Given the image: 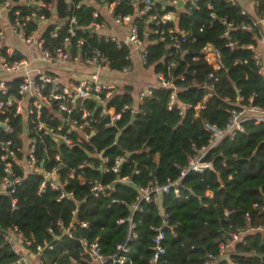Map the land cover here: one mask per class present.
Segmentation results:
<instances>
[{"label":"trees","instance_id":"obj_1","mask_svg":"<svg viewBox=\"0 0 264 264\" xmlns=\"http://www.w3.org/2000/svg\"><path fill=\"white\" fill-rule=\"evenodd\" d=\"M4 1L0 0V3ZM73 3H78V6L69 10L62 0H54L53 14L60 23L58 26L46 24L41 33L44 47L61 45L71 28L70 54L79 53L84 58L92 50H98L106 58L109 70L120 71L130 66V62L124 60L127 52L124 44L117 47L115 43L105 41L102 34L85 30L90 21L101 20V16L92 18L94 7L81 0H73ZM197 3L198 9L178 13L176 27L191 31L194 39L181 44L174 59L166 55L168 50L164 43L147 33L146 29H150L151 24L136 22L139 38L147 41L143 66L162 73L173 85L181 87L176 92V99L183 104L194 105L201 98L203 92L198 85L211 70L201 59L192 60L190 57L204 43L221 49L222 66L214 71L216 81L213 82L212 94L204 107L197 111V118L193 117L191 108L185 109L182 116H178L175 110H166L169 89L159 87L151 89V97L144 101L142 112L131 113L129 109L120 111L122 106L132 105L131 89L126 87L121 93L113 92L106 100V108L119 112V118L113 125H105L108 117H97L99 108L93 109L96 120L92 124L94 133L88 142L68 147L57 145L51 138L42 136L37 142L36 154L38 156L39 153L38 157H41L43 147L47 149V158L51 157L53 151L59 152L62 159L59 178L66 179L63 189L72 192V199L55 202L57 192L49 188L38 193L41 178L35 173L22 175L21 169L13 163L15 173L22 178L11 193H0V231L15 226L31 240L27 248L33 255L29 257L30 262L70 264L69 258H72L77 264H89L87 255L81 253L80 238L87 242L96 240L102 256H109L114 252L115 244L121 243L126 236L127 222L116 224L115 221L129 216L136 195L134 184L150 182L161 185L167 179H176L177 168L184 164L192 145L198 147L206 142L207 132L203 124L221 128L228 115L227 109L248 104L250 96L251 104L264 107V76L257 72L250 59V50L239 46L254 44L252 37L258 35V30L252 25V20L257 15L261 16L262 5L255 16H251L241 15L240 8L227 0H198ZM207 5H210L209 9ZM134 8L128 0H121L113 12L132 13ZM14 9L23 14L28 7L14 5L10 12ZM166 9L172 8L168 6ZM209 12H213L215 17L225 16L226 21L235 26L243 24L249 27L247 30L233 29L229 32L237 47L229 50L223 46V39L218 37L222 25L216 18H209ZM71 15L75 23L68 25ZM168 26H173V23L168 22L163 28ZM199 26H202L200 31ZM35 28V22H28L27 31ZM54 31L56 35L52 37L51 32ZM78 38L83 43L79 48H74ZM21 57L22 54L15 51L11 59ZM169 60H174V66L168 68ZM178 75H183V80L176 79ZM85 105L89 109L95 107L90 99L85 100ZM50 123L55 125L59 119L54 118ZM19 130L17 125L16 133ZM93 149L101 151L110 161L130 154L118 175H128L133 184L112 182L114 175L100 174L98 160L90 157ZM205 159L211 162L212 170L207 169L201 174L189 173L181 178L177 185L179 197H175L172 190L160 195V203L169 215L174 235L165 233L161 241L164 253L154 263L150 262L152 251L149 247L153 235L150 227L160 224V216L155 203H139L140 211L132 214L136 237L127 243L125 264H206L207 261L209 264H226L228 261L234 264H264V209H260V206H264V124L244 122L241 133L232 140L222 139ZM83 160L92 162V166L76 170V165ZM48 164L45 163V168H48ZM134 168L139 171L137 175L132 174ZM70 170L73 172L68 177ZM78 174L83 180L100 179L110 187L93 197L87 185L80 183ZM12 198L15 199L13 206ZM111 199L117 202L110 203ZM72 210H75L74 214H71ZM56 221L61 228L55 224ZM80 221H84L86 226L80 227ZM71 223L74 227L71 237H68L63 229ZM258 226L260 230L245 233L241 240L234 242L220 255L219 244L229 240L231 231ZM48 228H51V232L47 231ZM36 244L42 246L39 253L34 249ZM46 245H50V248H46ZM14 259L10 245L0 239V264H8ZM103 264L111 263L106 261Z\"/></svg>","mask_w":264,"mask_h":264},{"label":"built area","instance_id":"obj_2","mask_svg":"<svg viewBox=\"0 0 264 264\" xmlns=\"http://www.w3.org/2000/svg\"><path fill=\"white\" fill-rule=\"evenodd\" d=\"M67 8H76L78 3L74 4L73 0H62ZM96 8L92 12V18L101 16L100 21H90L88 31L99 34L102 30H111L118 28L121 31L119 34L103 33L105 41H110L119 47L124 44L127 47V52L124 55V60L130 62V57L133 53H138L141 64L144 65L146 58L145 46L146 40H142L138 35L136 22L142 24L149 23L152 25L150 29H146L147 33L154 35L158 41L164 43L166 55L174 59L181 44L193 41V34L189 30H183L176 27L178 14L174 9V4L177 1H182L180 12H188L189 9H198V0H128L130 4L135 6L132 13H114L115 6L121 0H93ZM54 0H5L0 3V193L9 194L13 191L14 186L21 180V176L15 173L13 163H15L22 171V175L27 173H35L41 179L38 184V193H42L46 188L54 190L57 195L54 199L59 202L62 199H72V192L63 189L66 184V179L59 178V168L61 157L59 152L53 151L51 157L47 158L46 148L41 150V157L36 154L37 142L42 136H47L57 145L74 146L83 142H88L91 133L93 134L92 124L95 122V108H99L97 117L106 116L108 121L105 125H113V122L119 118V112H115L112 108H106V100L111 96L112 89L110 86L99 83L97 81V70L99 67L106 66V58L100 54L98 50H92L89 55L84 58L79 53L70 54L65 46L69 44V37L73 35L71 28L68 29V34L62 40L61 45L54 48L44 47V40L41 33L50 20L56 26V19L53 14ZM232 5H237L240 8V14H247L235 0H227ZM14 5H23L28 7V10L21 14L18 9L10 12ZM254 13L260 5L263 7L261 16H255L252 20V25L258 30V35H253L254 44L242 45L240 47L250 50V59L256 66L259 74H263L264 64L262 62L260 47L264 46V30L260 27V21H264V0H252ZM172 9H166L165 7ZM108 13V21L104 19V14L100 9ZM210 8V5H207ZM53 14V15H52ZM52 15V16H50ZM50 16V17H49ZM209 18H216L222 25V30L218 37L223 39V46L230 49L237 47V43L233 41L229 32L233 29L247 30L249 27L243 24L233 25L227 22L225 16L215 17L213 12H209ZM33 21L36 28L27 31L28 22ZM168 22H172L173 26L163 28ZM75 23L74 17L71 15L68 18V25ZM202 26L198 27L200 31ZM56 32H51L54 37ZM19 41L27 50V53H21L12 44ZM83 43L82 39H76L74 48H79ZM3 49V52L1 51ZM18 51L22 54L21 58L11 59L12 54ZM192 60L201 59L211 70L208 71L204 79L198 85L203 94L194 105H187L179 102L176 99V92L181 90V87L172 84L171 80L165 79L162 73L153 72L155 85L144 88L136 97L135 104L131 106L124 105L120 111L129 109L131 113H140L143 111V103L151 97V89L154 87L168 88L169 93L166 101V110H175L178 116H182L185 109L193 110V117L197 118V111L204 107L209 97L212 94L213 82L216 81L214 74L222 64L223 55L221 49L213 46L210 43H204L200 46L197 53L190 57ZM53 62H69L83 63L84 65L95 68L93 73H90L87 78L80 79L72 84H66L60 80L55 74L37 67V63L51 64ZM242 62H245L242 60ZM174 66V60H169L168 68ZM130 66H126L121 71L126 72ZM183 80V75H178L176 79ZM90 99L95 103V107L89 109L85 105V100ZM252 96L248 98V104L237 108L231 107L227 109V118L221 128L214 125L203 124L207 132L206 142L198 147L192 145V150L186 154L185 161L182 166H178L177 178L174 180H166L164 184L157 185L150 182L144 185L134 184L136 195L134 202L131 203L130 213L126 219L119 218L115 221L116 224L127 222V233L121 243L114 246V252L107 257L102 256L96 240L87 242L85 239H78L81 253L86 254L89 258V264H103L109 261L111 264H125L127 261L126 253L128 252L127 243L136 237L134 232V223L132 222V214L135 211H140V202L155 203L158 215L160 216V224L151 226L153 235L150 238V250L152 256L150 262L154 263L159 255L164 253V248L161 241L165 237V233L174 235L173 226L169 222V215L164 211L160 203V195L172 190L175 197H179L177 185L181 178L189 173L201 174L205 170H212L211 162L206 160L209 152L215 148L222 139L232 140L234 137L243 131V123L252 121L255 124H264V107L251 104ZM97 102L100 105H97ZM43 116V119L41 118ZM17 117L18 120L13 121L12 118ZM54 118L59 119V123L53 125L50 123ZM20 127L16 133V126ZM32 132V133H31ZM98 160V169L100 174H112L114 178L112 182H119L124 185H132V181L128 175L119 176L121 166L126 162L127 155L118 156L113 160H109L103 156L101 151L97 152L93 149L90 154ZM43 163L40 166V160ZM45 163L48 168H45ZM92 166V162L83 160L76 165V170H82L85 166ZM73 170L67 172V176L72 175ZM138 170L134 168L132 174L137 175ZM77 178L80 183H85L88 187V192L91 196L97 197L104 193L105 189H109L108 184H104L100 179L83 180L78 174ZM208 196L209 192L206 193ZM110 203H115L117 200L111 199ZM15 203V199H11V206ZM252 206H255L253 204ZM264 209V206H260ZM75 210L71 211L74 214ZM246 218H248L246 214ZM61 228L60 223H55ZM80 227H85L84 221L78 222ZM74 226L72 223L68 228L63 229L66 236L71 237V230ZM165 228V229H164ZM256 228H235L228 234L229 240L224 244H219L220 255L225 253L227 247L232 246L234 242L241 240V237L252 230H260ZM51 232V228L47 229ZM0 239L10 245L11 252L15 259L8 264H28L29 257L33 256L28 246L31 245V240L27 239L15 226L7 227L0 231ZM50 248V245H46ZM36 253L42 249L40 244L34 246ZM70 264H77L75 260L69 258ZM209 264V261L206 262ZM226 264H234L227 262Z\"/></svg>","mask_w":264,"mask_h":264},{"label":"crops","instance_id":"obj_3","mask_svg":"<svg viewBox=\"0 0 264 264\" xmlns=\"http://www.w3.org/2000/svg\"><path fill=\"white\" fill-rule=\"evenodd\" d=\"M85 4L92 5L96 8L95 2L93 0H81ZM238 5L243 8L247 14L254 16V8L252 5V0H235ZM100 9V8H99ZM100 12L104 14V19L108 21V13L100 9ZM260 27L264 30V21H260ZM121 34L120 29L112 28L111 30H102L99 34L103 33ZM121 36V35H120ZM12 44L20 51L22 54L27 53L24 46L16 41ZM262 62L264 64V46L260 47ZM37 67L47 70L55 74L60 80L64 81L66 84H72L80 79L87 78L90 73L95 71V68L91 66L84 65L83 63H69V62H53L51 64L37 63ZM264 76V71L263 74ZM97 81L99 83L110 86L112 92H123L124 88L130 87V96L132 98V105L135 104L137 94L144 88L155 85V78L153 76V71L150 68H145L140 61L138 53H133L130 57V69L126 72L123 71H111L107 66L99 67L97 70ZM230 247H227L225 252ZM32 258V257H31ZM32 264H36L33 263Z\"/></svg>","mask_w":264,"mask_h":264},{"label":"water","instance_id":"obj_4","mask_svg":"<svg viewBox=\"0 0 264 264\" xmlns=\"http://www.w3.org/2000/svg\"><path fill=\"white\" fill-rule=\"evenodd\" d=\"M132 2H134V0H131ZM182 1H177L175 4H174V9H175V12H176V14H178L179 13V9H180V7H182ZM55 8H53V12H55V10H54ZM54 21L53 20H50V23L52 24ZM56 24H58L59 23V21L57 20L56 22H55ZM85 30H87L88 31V28H85ZM65 48H66V50H69V45H66L65 46ZM97 105L99 106L100 105V103L99 102H97ZM91 135H92V133H91ZM128 156L130 155V154H127ZM42 163H43V159H41L40 160V166L42 165ZM106 190V189H105Z\"/></svg>","mask_w":264,"mask_h":264},{"label":"rangeland","instance_id":"obj_5","mask_svg":"<svg viewBox=\"0 0 264 264\" xmlns=\"http://www.w3.org/2000/svg\"><path fill=\"white\" fill-rule=\"evenodd\" d=\"M28 264H32V262H30V261H29V263H28Z\"/></svg>","mask_w":264,"mask_h":264}]
</instances>
